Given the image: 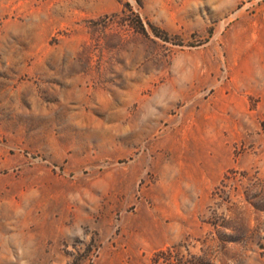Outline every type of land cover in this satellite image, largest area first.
Returning <instances> with one entry per match:
<instances>
[{
  "label": "rangeland",
  "instance_id": "rangeland-1",
  "mask_svg": "<svg viewBox=\"0 0 264 264\" xmlns=\"http://www.w3.org/2000/svg\"><path fill=\"white\" fill-rule=\"evenodd\" d=\"M0 264H264V0H0Z\"/></svg>",
  "mask_w": 264,
  "mask_h": 264
}]
</instances>
